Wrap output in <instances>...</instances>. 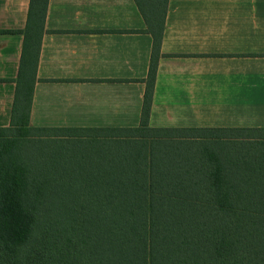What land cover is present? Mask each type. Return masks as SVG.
Here are the masks:
<instances>
[{
	"label": "trees",
	"instance_id": "16d2710c",
	"mask_svg": "<svg viewBox=\"0 0 264 264\" xmlns=\"http://www.w3.org/2000/svg\"><path fill=\"white\" fill-rule=\"evenodd\" d=\"M139 125L29 124L47 0H30L10 125L0 127V264H264V127H150L167 0Z\"/></svg>",
	"mask_w": 264,
	"mask_h": 264
},
{
	"label": "crops",
	"instance_id": "0c3cea01",
	"mask_svg": "<svg viewBox=\"0 0 264 264\" xmlns=\"http://www.w3.org/2000/svg\"><path fill=\"white\" fill-rule=\"evenodd\" d=\"M30 0H0L23 30ZM134 0H47L29 124L139 125L152 36ZM24 42L0 32V127ZM150 127H264V0H167Z\"/></svg>",
	"mask_w": 264,
	"mask_h": 264
}]
</instances>
